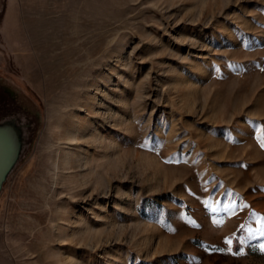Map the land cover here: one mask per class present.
Listing matches in <instances>:
<instances>
[{
  "label": "rangeland",
  "instance_id": "1",
  "mask_svg": "<svg viewBox=\"0 0 264 264\" xmlns=\"http://www.w3.org/2000/svg\"><path fill=\"white\" fill-rule=\"evenodd\" d=\"M7 120L0 264H264V0H0Z\"/></svg>",
  "mask_w": 264,
  "mask_h": 264
},
{
  "label": "water",
  "instance_id": "2",
  "mask_svg": "<svg viewBox=\"0 0 264 264\" xmlns=\"http://www.w3.org/2000/svg\"><path fill=\"white\" fill-rule=\"evenodd\" d=\"M22 135L13 121L0 122V189L8 173L19 158Z\"/></svg>",
  "mask_w": 264,
  "mask_h": 264
},
{
  "label": "snow or ice",
  "instance_id": "3",
  "mask_svg": "<svg viewBox=\"0 0 264 264\" xmlns=\"http://www.w3.org/2000/svg\"><path fill=\"white\" fill-rule=\"evenodd\" d=\"M262 147H264V145H262ZM229 194L231 195V193H229ZM205 204H207V202H205ZM212 211L214 212L215 209H212ZM213 223H216V221L213 220ZM242 227H243V226H242ZM261 235H264V233H261ZM225 243H226V244H230L231 241H230V240H226ZM217 250H219V251H224V249H217ZM260 250H261L262 252H264V243H262V244L260 245ZM236 254L239 255V254H241V253H236Z\"/></svg>",
  "mask_w": 264,
  "mask_h": 264
}]
</instances>
